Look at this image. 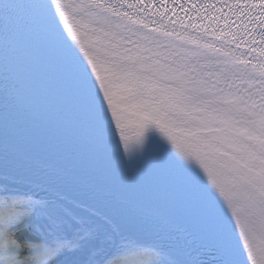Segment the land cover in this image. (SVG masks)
Masks as SVG:
<instances>
[{"label":"snow or ice","instance_id":"obj_1","mask_svg":"<svg viewBox=\"0 0 264 264\" xmlns=\"http://www.w3.org/2000/svg\"><path fill=\"white\" fill-rule=\"evenodd\" d=\"M0 264H264V0H0Z\"/></svg>","mask_w":264,"mask_h":264}]
</instances>
